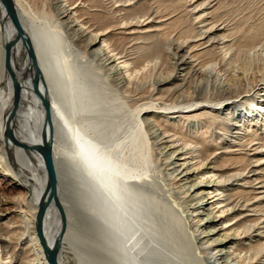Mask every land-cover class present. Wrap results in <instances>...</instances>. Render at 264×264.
<instances>
[{
	"label": "bare ground",
	"instance_id": "6f19581e",
	"mask_svg": "<svg viewBox=\"0 0 264 264\" xmlns=\"http://www.w3.org/2000/svg\"><path fill=\"white\" fill-rule=\"evenodd\" d=\"M11 1L0 171L24 195L0 200V264H264V68L235 82L264 22L240 35L216 0H191L186 30L158 0ZM33 147L55 170L44 248Z\"/></svg>",
	"mask_w": 264,
	"mask_h": 264
},
{
	"label": "rangeland",
	"instance_id": "374dc122",
	"mask_svg": "<svg viewBox=\"0 0 264 264\" xmlns=\"http://www.w3.org/2000/svg\"><path fill=\"white\" fill-rule=\"evenodd\" d=\"M190 1L191 0H188L187 3L185 2L183 3V1L179 2V0H175V1L174 0L173 1L172 0H162V1L158 0L156 4L158 5L159 3L161 8L167 11L173 12V13L175 12L174 14H176V16L177 15L180 16V18L178 17V21H177L179 25H177V27H174V28L175 29L180 28L179 30H186V28L189 27L191 16L188 12H186L185 7L188 4L190 5ZM215 3H218L217 5L218 14L216 15V17L218 16L220 21L221 19L222 20L224 19V21L227 22V24L229 23V25H231L234 29H236V32L240 33V35L245 34V33L249 34L250 32H248L247 30L250 29L249 31H251L256 26L261 25V23L264 22L263 20L264 19V0H216L214 4ZM212 5L213 4H211V6ZM142 7L145 8V4L140 6V8ZM253 26L254 28H252ZM242 51H245V49H242ZM245 55L247 54L245 52L244 53L242 52V54L239 57L243 60H240L239 58L240 60L239 62L243 63L242 65H245L247 63L245 65L246 67L244 66V68H246L244 77L247 79L242 77L241 78L243 79L242 81L241 79L239 81H235L237 82L238 85L246 84V82L252 84L254 80L260 76L259 74L262 72L264 68V53L262 55L260 54L257 56L251 55V57L249 56L247 57ZM215 57L217 58V56H213L212 59L214 60ZM244 79L248 81H245ZM23 193H24L23 189L19 187L16 183H14V181L11 180V177L9 178V176H6L4 173L0 171V200L6 201L8 199L11 200V198H20L24 195ZM5 209H8V212L10 211L9 213L7 212L8 213L7 215L9 217L15 215V213L12 211L11 206H7L5 207ZM69 261H70L69 263L71 264H77V260L71 255L69 256Z\"/></svg>",
	"mask_w": 264,
	"mask_h": 264
},
{
	"label": "water",
	"instance_id": "95a60500",
	"mask_svg": "<svg viewBox=\"0 0 264 264\" xmlns=\"http://www.w3.org/2000/svg\"><path fill=\"white\" fill-rule=\"evenodd\" d=\"M0 3L5 9V14L12 19L16 28L18 29V27H19L18 26V20H17V17H15V12H14V7L12 4V1L11 0H0ZM12 44H13V40L10 41L5 46V49H4L8 61H9V57H10V52H11L10 49L12 47ZM13 85H14V89L16 90V93L18 94L19 93V84L17 83V81L15 79L13 80ZM33 149L39 152V154L43 157V159L46 163L47 191H46L44 198L40 197L38 199L39 204H38V210H37V214H36L37 236H39L40 243L44 248V241H43L44 238L42 236V227H43V223H44L43 217H44L45 211L47 209V206L49 205L50 200L52 199V196L55 193V188H56L55 170H54L53 165H52L51 151H49L48 147L46 149H42L41 147H33ZM48 258H47V260L50 261V257H48Z\"/></svg>",
	"mask_w": 264,
	"mask_h": 264
}]
</instances>
